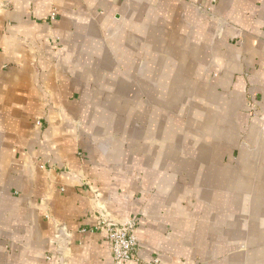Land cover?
Returning <instances> with one entry per match:
<instances>
[{
    "label": "crops",
    "instance_id": "0c3cea01",
    "mask_svg": "<svg viewBox=\"0 0 264 264\" xmlns=\"http://www.w3.org/2000/svg\"><path fill=\"white\" fill-rule=\"evenodd\" d=\"M264 264V0H0V264Z\"/></svg>",
    "mask_w": 264,
    "mask_h": 264
},
{
    "label": "built area",
    "instance_id": "2783aa9c",
    "mask_svg": "<svg viewBox=\"0 0 264 264\" xmlns=\"http://www.w3.org/2000/svg\"><path fill=\"white\" fill-rule=\"evenodd\" d=\"M104 228L113 254L114 264H129L130 262L140 263L138 257L139 244L135 235L134 223L123 225L103 221ZM147 264H161L158 258H154Z\"/></svg>",
    "mask_w": 264,
    "mask_h": 264
}]
</instances>
